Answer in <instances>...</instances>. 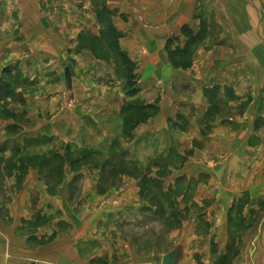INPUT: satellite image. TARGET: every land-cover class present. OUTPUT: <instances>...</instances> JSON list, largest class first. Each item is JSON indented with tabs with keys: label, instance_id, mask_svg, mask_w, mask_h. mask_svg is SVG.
<instances>
[{
	"label": "crops",
	"instance_id": "0c3cea01",
	"mask_svg": "<svg viewBox=\"0 0 264 264\" xmlns=\"http://www.w3.org/2000/svg\"><path fill=\"white\" fill-rule=\"evenodd\" d=\"M23 4L19 0H11L5 10L0 8V92L10 91L13 94L16 91L18 95L23 89L35 91L43 97L45 106L42 105L43 115L33 117L29 113L31 123L36 125L34 128H23L14 119L3 121L7 128L18 129L19 133L6 137L0 151L5 148L4 153L8 151L11 156H19L21 152L29 153L33 147L44 146L51 158L45 166L50 175L47 177V174L39 172L28 185L25 183L23 195L30 196L27 208L26 205L20 207L19 195L13 194L11 184L14 182H10L9 188L5 187L7 199L0 205V264H117L118 259L113 254L127 246L125 243L122 246L116 239L109 242L107 238L111 236L114 222L122 220L123 212L110 207L84 211L83 207L79 210L78 205L71 212L60 201L65 198L70 203L78 194L76 188L79 183H83V187L87 185L83 193L79 192L80 199L90 194L94 197V193L99 197L104 178L115 170L117 159L122 157L131 161V144L146 141L149 132L157 141L163 132L184 134L194 140L198 137L206 141L203 148L205 157L225 153L224 162L217 169L208 170L203 178L208 183L217 182L223 189L224 193L216 199V203L228 205L227 221L234 214L235 218H239L240 210L244 216L255 210L239 208L240 204L248 201L243 197L245 194L251 199L264 200V131L259 125L261 122L264 124V120L252 111L247 116L242 112L234 115H213L209 112L214 106L243 107L247 102L253 109L256 105L264 107V100L256 99L261 94L258 92L260 81L254 73L244 71V53L239 52L235 57L237 62L230 68L227 65L214 68L216 62L213 60L220 59L215 57L210 72L203 76H191L190 79L178 73L167 75L166 62H158L160 52H151L136 65L138 78L133 86L123 82L101 84L94 77L89 89L76 88L77 92L83 93L79 96L77 107L57 114L59 94L52 90L51 75L54 73V61L64 56V44L62 40H55L42 25L40 30H35L37 19L34 8ZM17 7L28 8L27 19L14 18L13 12ZM186 25L185 21L181 24L182 32ZM181 37L187 43L185 34ZM120 47L132 62L136 61L126 44L121 43ZM21 73L30 76L34 82L19 87L22 84L17 81V74ZM159 78L182 90L181 96L172 89L164 94L157 86ZM186 80L191 82L190 88ZM185 94L190 98L193 96V101H188ZM1 96L0 105H3L5 101ZM133 114L137 116L135 120H132ZM197 148L193 142L188 154L192 155ZM69 156L73 157L71 162H57ZM17 166L25 167L20 163ZM173 168L177 167H171L170 171ZM30 170L37 171L34 165L29 167ZM161 170L164 171L163 164L159 167L147 165L142 177L128 181L129 187L139 181L142 191L146 179L152 186H164L160 180ZM52 173H60V178ZM152 173L154 175H150ZM209 175L217 179H210ZM88 184L91 190L87 189ZM114 184L112 182L109 186L115 187ZM37 186L38 189L35 188ZM41 186L43 189H40ZM72 188L75 190L73 194ZM128 192L125 190V194ZM35 193L40 195L39 200L31 199ZM89 200L87 198L86 201L91 204ZM227 235V243L224 248L221 247L220 257L213 264H264V219L248 247L240 246L238 239L230 243L231 238Z\"/></svg>",
	"mask_w": 264,
	"mask_h": 264
},
{
	"label": "rangeland",
	"instance_id": "374dc122",
	"mask_svg": "<svg viewBox=\"0 0 264 264\" xmlns=\"http://www.w3.org/2000/svg\"><path fill=\"white\" fill-rule=\"evenodd\" d=\"M19 2L34 8L37 19L35 30H40L42 25L44 30L51 32L55 40H62L64 44V56L61 60H55L52 65L54 69L51 75L52 90L59 94L57 114L74 110L79 96L83 94L77 92L76 88L89 89L94 77L99 79L101 84L128 83L125 78L126 65L119 56L117 42L120 46L121 43L126 44L132 51V56L136 60L133 62L135 70L138 69L136 65L143 62L144 56L159 51L158 62H166V74L178 73L185 78L203 76L207 71L210 72L213 61L216 62L214 68L219 66L217 68L219 69L221 65L230 68L237 62L235 57L242 52L245 73H254L260 81L258 92L261 94L256 99L264 100L262 86L264 0H19ZM10 3L11 0H0V8L5 10L6 5ZM27 9L15 8L14 18L27 19L29 13ZM184 21L195 33L202 31L203 35L189 53H173L175 49L184 48L186 45V40L181 37L184 32L180 28ZM215 57L220 59L213 60ZM66 67L71 69L73 75L72 89H69L67 84ZM17 81L22 84L19 87L34 82L24 73L17 74ZM186 82L190 88L191 82L189 80ZM157 86L164 94L172 89L181 96L182 90L173 84L170 85L163 78L157 81ZM0 94L5 101L0 105L1 147L6 137L19 133L18 129L7 128L3 121L14 119L23 128H34L36 125L31 123L29 113H32L33 117L43 115L44 104L43 97L31 90L23 89L18 95L16 91L13 94L10 91H1ZM184 97H187L188 101H193V96L190 98L185 94ZM250 111L264 120V107L259 108L256 105L253 109L250 102L244 103L243 107L221 105L209 109L213 115L217 113L234 115L236 112H242L247 116ZM136 117L133 114L132 120ZM259 125L260 130L264 131V124L261 122ZM197 138L194 140L184 134L171 135V132H163L157 141L149 132L146 141L131 144V161L122 157L117 159L114 164L115 170L104 178L99 197H96L95 193L94 197H91V194L87 197L91 204L87 203V198L80 199L82 191L87 187L86 184L83 187V183H79L76 188L78 194L72 197L70 203H67L68 199L65 198L60 202L71 212L75 211L76 205L79 210L83 207L84 211L110 207L114 211L121 210L119 213L123 212L122 220L114 222L110 229L111 236L107 238L109 242L116 239L122 246L123 243L127 246L122 251L113 252L114 257L118 259L117 264L141 262L163 264V257L178 246L183 249L180 264H213L215 259L220 257L219 250L227 243V233L231 238L230 243L233 244L238 239L240 246L245 248L250 245L252 237L264 219V214L261 213L264 212V200L251 199L245 194L243 197L248 201L240 204L239 208L248 207L249 210L250 208L255 210L253 212L251 210L247 216L240 210L239 218H235L234 214L230 217L232 219L227 221L228 205L216 203V199L223 195V189L217 182L208 183L203 178V174L209 173L208 170L217 169V166L224 162L225 153L223 152L221 156L205 157L203 148L206 141ZM193 142L198 148L191 155L188 154V149ZM55 146L58 147L57 144ZM43 147H33L29 153L21 152L19 156H11L8 151L4 153L6 150L2 148L0 205L7 199L5 187L9 188L10 182H14L11 184L12 192L19 195L20 207L26 205L27 208L26 202L30 196L23 195L25 183L28 185L39 172L47 174V177L50 175L45 166L49 164L51 158ZM72 159L73 157L69 156L57 162L65 164ZM105 159L102 161L105 162ZM19 163L25 167L17 166ZM161 164L164 165V171L161 170L159 174L162 176L160 180L164 186L159 184L152 186L150 180L144 179L142 191L139 181L137 186L129 187L128 181L142 177L147 165L159 167ZM31 165H34L37 171H29ZM140 166H143L141 170ZM171 167L177 168L170 171ZM59 174L52 173L56 178H60ZM192 175L197 178L193 179ZM209 178L212 177L209 175ZM112 182H115V187L109 186ZM88 185L87 189L91 190L90 184ZM35 188L38 189L39 186ZM73 190L72 188L71 194ZM125 190L129 191L128 194H125ZM31 199L39 200L40 195L32 194ZM75 209L79 212L77 207Z\"/></svg>",
	"mask_w": 264,
	"mask_h": 264
},
{
	"label": "trees",
	"instance_id": "16d2710c",
	"mask_svg": "<svg viewBox=\"0 0 264 264\" xmlns=\"http://www.w3.org/2000/svg\"><path fill=\"white\" fill-rule=\"evenodd\" d=\"M183 32L185 36L188 38V41L184 48H178L172 51L173 53L179 52V53H189L191 51V48L193 45H195L202 37V31L199 33H195L189 26L183 27ZM116 48L118 50L119 56L124 61L123 63L126 65L127 69V75L125 78H127V82L129 85L133 86L135 84V81L137 80V75L135 74V68L133 66V62L128 57L127 53L123 51L119 45V43H116ZM169 48V46H168Z\"/></svg>",
	"mask_w": 264,
	"mask_h": 264
},
{
	"label": "water",
	"instance_id": "95a60500",
	"mask_svg": "<svg viewBox=\"0 0 264 264\" xmlns=\"http://www.w3.org/2000/svg\"><path fill=\"white\" fill-rule=\"evenodd\" d=\"M66 80L69 89H72L73 86V79H72V73L71 69L69 67H66ZM183 254V249L181 246L176 247L174 250L168 252L164 257H163V264H179Z\"/></svg>",
	"mask_w": 264,
	"mask_h": 264
}]
</instances>
